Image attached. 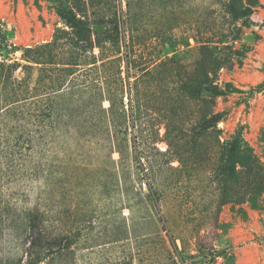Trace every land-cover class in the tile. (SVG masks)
Instances as JSON below:
<instances>
[{
	"label": "rangeland",
	"instance_id": "obj_1",
	"mask_svg": "<svg viewBox=\"0 0 264 264\" xmlns=\"http://www.w3.org/2000/svg\"><path fill=\"white\" fill-rule=\"evenodd\" d=\"M220 1L108 0L103 6L91 5L86 10L87 14H117L121 46L132 60V82L142 68H152L169 58H178L187 67L192 64L199 55L189 47L196 45L194 38L206 40L210 27L221 22ZM238 2L247 6L250 14L238 20L230 64L220 69L215 80L218 91L213 96L214 111L219 114L220 141L228 142L240 134L262 158L264 87L258 86L264 83V0ZM71 5L72 0H0V28L17 48L15 52L5 51L0 58L18 59L21 48L49 41L55 29L64 24L60 8ZM173 68H160L158 80L167 78L163 88L174 84L169 79V72L175 73ZM121 76L125 105L128 78L124 71ZM117 91L115 101L119 99ZM175 104L180 105V114L185 118L188 106L180 99ZM103 105L106 107L108 102ZM154 114L148 113L150 124ZM97 130L81 136L65 125L54 139L46 136L43 142L40 140L32 153L41 164L36 178L18 179L0 163L2 213L6 205L31 209L43 214L48 230L72 234L71 247L50 252L42 264H200L190 256L195 252L191 228L207 226L202 217L212 215L217 200L206 178L216 164L217 154L208 141L198 144L201 159L195 167L179 171L165 165L154 180L147 175V158L141 156L138 163L129 142L136 135L138 153L149 144L148 159L166 161L161 154L166 144L152 143L155 127L119 134L125 140L122 156L110 148L107 134ZM158 130L159 135L164 131L161 126ZM169 165L177 167L179 163L171 159ZM147 176L161 188L158 200L147 188ZM217 215L214 263L264 264V194L257 200L225 203ZM4 220V216L0 218V255L20 256L26 248L11 236Z\"/></svg>",
	"mask_w": 264,
	"mask_h": 264
},
{
	"label": "trees",
	"instance_id": "obj_2",
	"mask_svg": "<svg viewBox=\"0 0 264 264\" xmlns=\"http://www.w3.org/2000/svg\"><path fill=\"white\" fill-rule=\"evenodd\" d=\"M107 1L97 0L94 4V0H72L70 7L60 8L64 24L55 29L49 41L21 48L18 59L0 58V163L18 179L36 178L41 171L40 162L32 157L36 144L46 136L54 139L65 125L81 136L93 129L105 132L110 148L119 156L125 144L119 134L155 127L152 143L166 144L167 149L161 153L166 161L149 160V144L138 153L136 135L129 142L138 163L141 156L147 158V175L154 179L165 165L179 171L195 167L201 159L198 144L206 140L217 153L215 166L206 174L217 200L212 215L202 217L207 226L191 228L195 252L190 256L200 264H215L219 208L246 198L257 200L264 194V156L260 158L240 134L228 142L220 141L219 114L214 111L213 101L218 91V72L230 64L238 38L237 22L247 18L250 9L238 0H221V22L210 27L206 40L194 38L196 45L189 47L199 55L192 64L187 67L180 59L169 58L152 68H142L130 82L132 60L121 46L117 14H87V6H103ZM5 51L15 52L17 48L0 28V55ZM166 65L174 67L175 73L169 72L174 84L163 88L167 78L158 80L157 74ZM123 71L128 78L126 106ZM258 87H264V83ZM117 90L119 99L115 101ZM178 99L188 106L185 118L180 114V105L175 104ZM104 101L108 102L106 107ZM150 111L155 112L151 124L152 118L147 119ZM160 126L164 129L161 135ZM171 159L179 165L170 166ZM146 185L158 200L161 188L149 177ZM0 211L11 236L26 248L20 256L0 255V264H42L50 252H61L72 245V234L48 230L42 213L7 205L5 215ZM169 240L178 252L170 234Z\"/></svg>",
	"mask_w": 264,
	"mask_h": 264
}]
</instances>
